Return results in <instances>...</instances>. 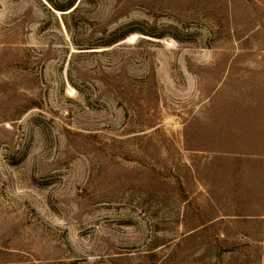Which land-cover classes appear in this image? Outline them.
<instances>
[{"label":"rangeland","instance_id":"rangeland-1","mask_svg":"<svg viewBox=\"0 0 264 264\" xmlns=\"http://www.w3.org/2000/svg\"><path fill=\"white\" fill-rule=\"evenodd\" d=\"M0 264H264V0H0Z\"/></svg>","mask_w":264,"mask_h":264},{"label":"trees","instance_id":"trees-1","mask_svg":"<svg viewBox=\"0 0 264 264\" xmlns=\"http://www.w3.org/2000/svg\"><path fill=\"white\" fill-rule=\"evenodd\" d=\"M73 5H74V4H73V2H72V3H69V4H67V5H59V6H53V7H54L56 10L66 11V10L71 9V8L73 7ZM75 9H76V6L73 7L72 10H71L70 12L75 11ZM65 26L68 27L67 23H65Z\"/></svg>","mask_w":264,"mask_h":264},{"label":"bare ground","instance_id":"bare-ground-1","mask_svg":"<svg viewBox=\"0 0 264 264\" xmlns=\"http://www.w3.org/2000/svg\"><path fill=\"white\" fill-rule=\"evenodd\" d=\"M134 38H135L134 35H132V36L129 37L130 40H131V39L133 40Z\"/></svg>","mask_w":264,"mask_h":264}]
</instances>
